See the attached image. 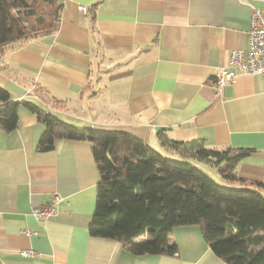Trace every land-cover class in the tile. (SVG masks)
Segmentation results:
<instances>
[{
	"label": "crops",
	"instance_id": "crops-1",
	"mask_svg": "<svg viewBox=\"0 0 264 264\" xmlns=\"http://www.w3.org/2000/svg\"><path fill=\"white\" fill-rule=\"evenodd\" d=\"M58 3L50 32L0 51V86L12 101L33 102L78 128L128 132L159 153L173 151L160 132L217 151L248 149L234 171L260 183L264 196V75L239 74L219 95L210 86L229 53L248 48L250 16L264 0ZM17 113L14 130L0 128V264H225L197 225L169 233L174 256H136L91 237L99 175L90 144L60 139L39 151L44 125L23 106ZM55 196L54 213L36 219L32 210Z\"/></svg>",
	"mask_w": 264,
	"mask_h": 264
},
{
	"label": "trees",
	"instance_id": "trees-1",
	"mask_svg": "<svg viewBox=\"0 0 264 264\" xmlns=\"http://www.w3.org/2000/svg\"><path fill=\"white\" fill-rule=\"evenodd\" d=\"M60 7L58 0H0V51L50 32ZM19 106L44 125L39 151L51 150L60 139L90 144L99 175L88 225L91 237L117 241L136 256H174L177 246L169 233L197 225L207 247L225 264H264V196L258 191L263 187L234 171L250 150L217 151L201 140L175 142L158 133L160 143L184 160L211 163L224 180L256 189L223 187L191 163L165 158L133 134L75 127L33 102L12 101L0 86L3 131L17 127Z\"/></svg>",
	"mask_w": 264,
	"mask_h": 264
},
{
	"label": "built area",
	"instance_id": "built-area-1",
	"mask_svg": "<svg viewBox=\"0 0 264 264\" xmlns=\"http://www.w3.org/2000/svg\"><path fill=\"white\" fill-rule=\"evenodd\" d=\"M80 12L87 14V9L79 7ZM248 48L246 50H232L228 55L227 65L218 68L213 74L211 88L216 94L231 85L239 74L264 75V10L253 9L248 30ZM33 95L32 93H28ZM34 96V95H33ZM58 197L40 208H34L32 214L36 219H46L55 211ZM29 256V251H23Z\"/></svg>",
	"mask_w": 264,
	"mask_h": 264
},
{
	"label": "rangeland",
	"instance_id": "rangeland-1",
	"mask_svg": "<svg viewBox=\"0 0 264 264\" xmlns=\"http://www.w3.org/2000/svg\"><path fill=\"white\" fill-rule=\"evenodd\" d=\"M37 103H39V102H37ZM160 154L162 156H164L165 158H168V159L179 160V161H187V162L191 163L192 165H194L196 168H198L200 171L205 173L208 177H210L218 185L222 186V184H223V183H221L219 181V179H221L222 177L220 176V174L218 172V168L214 167L213 165H206V164H202L201 165L196 160H190V159H185L184 160V158L182 156H180L178 153H176L174 151H172L171 154H167V153H160ZM224 183H226V181H224ZM223 187L238 188L240 186L237 183H235V186H231V185L225 186L224 185Z\"/></svg>",
	"mask_w": 264,
	"mask_h": 264
}]
</instances>
